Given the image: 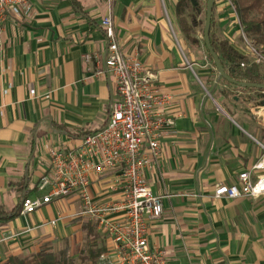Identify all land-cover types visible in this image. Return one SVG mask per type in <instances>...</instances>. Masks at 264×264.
<instances>
[{
    "label": "crops",
    "instance_id": "0c3cea01",
    "mask_svg": "<svg viewBox=\"0 0 264 264\" xmlns=\"http://www.w3.org/2000/svg\"><path fill=\"white\" fill-rule=\"evenodd\" d=\"M179 1L30 0L28 20L6 19L0 30V207L15 215L0 218V264L56 253L52 247L66 243L81 246L79 258L89 248L99 252L86 264H119L113 242L81 215L75 194L20 215L24 198L44 196L37 186L50 171L48 148H76L108 122L114 82L96 74L106 52L100 26L106 16L122 53L136 55L155 75L154 85L170 98L164 114L174 120L161 131L159 158L143 173L163 204L161 218L148 223V248L163 252L165 264H264V196L213 199L217 185L236 183L257 163L264 168V91L232 88L216 72L192 70L183 54ZM118 173L92 176L96 205L121 198Z\"/></svg>",
    "mask_w": 264,
    "mask_h": 264
},
{
    "label": "built area",
    "instance_id": "2783aa9c",
    "mask_svg": "<svg viewBox=\"0 0 264 264\" xmlns=\"http://www.w3.org/2000/svg\"><path fill=\"white\" fill-rule=\"evenodd\" d=\"M31 13L30 0H0V30L8 17L26 21ZM100 26L107 46L96 74H109L116 93L108 122L101 131L84 136L76 148H48L50 171L37 186L44 196L24 198L20 215H30L54 199L75 194L81 201V215L96 222L113 242L119 264H165V254L151 251L147 244L148 223L161 218L163 204L162 198L146 184L143 173L159 158L162 129L174 125V120L164 114L170 98L154 85L155 75L136 55L128 57L122 53L111 17L102 18ZM249 50L254 62H264L259 52L251 46ZM84 60L89 62L91 57L84 56ZM115 170L119 173L114 184L120 186L121 198L96 205L89 193L92 176ZM262 170V164L257 163L240 173L236 183L217 185L213 199L264 196V173H257ZM106 258L100 256L102 261Z\"/></svg>",
    "mask_w": 264,
    "mask_h": 264
},
{
    "label": "trees",
    "instance_id": "16d2710c",
    "mask_svg": "<svg viewBox=\"0 0 264 264\" xmlns=\"http://www.w3.org/2000/svg\"><path fill=\"white\" fill-rule=\"evenodd\" d=\"M74 1L75 0H72V2ZM195 2L197 3L196 5H193L191 0H180L177 3L176 15L178 18L179 27L184 38L190 43L192 47H199L201 43L207 60L214 67L212 59L203 42V29L201 32V42L196 36L199 23L197 21V17L200 16L203 11L205 24L206 0H195ZM229 2L234 8L235 14L243 32H245L247 35L257 37L258 42L264 44V0H229ZM251 13H255L257 16L250 18ZM215 26L216 18L214 3L211 16L209 41L213 52L220 60L224 73L229 78L238 83L264 85V68H262L260 64L254 62L250 57L235 49L228 39L219 38L216 35ZM217 77L223 84L232 88L241 89L244 91H264L255 88H240L226 82L218 74ZM260 105L264 106V100H261ZM13 215H15V213H12L8 216V214H5L0 207V218H8L12 217ZM98 253L99 252L94 250V248H89L87 249V256H81L79 260L81 264H85L88 261L94 262L98 257ZM3 264H63V262L61 260L60 253L56 254L43 250L38 254L23 258L11 257Z\"/></svg>",
    "mask_w": 264,
    "mask_h": 264
},
{
    "label": "rangeland",
    "instance_id": "374dc122",
    "mask_svg": "<svg viewBox=\"0 0 264 264\" xmlns=\"http://www.w3.org/2000/svg\"><path fill=\"white\" fill-rule=\"evenodd\" d=\"M216 34L221 39H228L233 46H236L237 49L248 55L253 59L249 46L254 48L257 52L260 53L262 58H264V44L258 42L257 37L252 35H247L243 32L240 23L237 21L234 8L229 0H216ZM169 14V12H168ZM257 15L255 13L250 14V18H254ZM198 28L196 36L198 40L201 39V32L204 27V11L200 16L197 17ZM245 37V38H244ZM185 39V38H184ZM185 49L183 51L184 56L187 59V62L190 64L192 70L197 73H214L210 68V65H207L205 59V52L203 51L202 45L200 43L199 47H192L190 43L185 40ZM249 45V46H248ZM262 68H264V62L261 63ZM79 245L66 243L62 246L52 247L51 249L61 254V260L63 264H81L79 257L77 256ZM83 246L82 248H84ZM86 264V263H85Z\"/></svg>",
    "mask_w": 264,
    "mask_h": 264
},
{
    "label": "water",
    "instance_id": "95a60500",
    "mask_svg": "<svg viewBox=\"0 0 264 264\" xmlns=\"http://www.w3.org/2000/svg\"><path fill=\"white\" fill-rule=\"evenodd\" d=\"M193 2V5H196L197 3L195 2V0H191ZM215 0H206V9H205V24H204V28H203V42L204 45L212 59L214 68L217 72V74L224 79L226 82L240 87V88H255V89H260V90H264V85H255V84H245V83H238L234 80H232L231 78H229L225 73L224 70L222 68V65L220 63V60L218 59L217 55L213 52V49L210 45V41H209V33H210V26H211V16H212V10H213V6H214Z\"/></svg>",
    "mask_w": 264,
    "mask_h": 264
}]
</instances>
